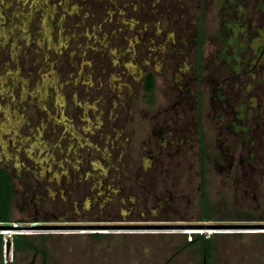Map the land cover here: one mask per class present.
Here are the masks:
<instances>
[{
    "label": "rangeland",
    "instance_id": "374dc122",
    "mask_svg": "<svg viewBox=\"0 0 264 264\" xmlns=\"http://www.w3.org/2000/svg\"><path fill=\"white\" fill-rule=\"evenodd\" d=\"M0 169L33 247L0 230V264H203L212 235L39 225H264V0H0ZM216 234L207 264H264V230Z\"/></svg>",
    "mask_w": 264,
    "mask_h": 264
},
{
    "label": "trees",
    "instance_id": "16d2710c",
    "mask_svg": "<svg viewBox=\"0 0 264 264\" xmlns=\"http://www.w3.org/2000/svg\"><path fill=\"white\" fill-rule=\"evenodd\" d=\"M199 47H201L202 39L199 35ZM154 87V78L151 73L147 75V77L144 80L143 88L146 93L151 92ZM205 194L202 196V207H203V216L202 221L208 222L210 221V216L207 215V208L206 206V200H205ZM13 196V185L11 177L8 173V171L4 169H0V224L9 225L12 222V219L10 217V208H11V199ZM218 234H212L209 238L205 239L202 237V235H196L195 238L189 242L186 243V246L189 245H201V253L202 256L205 257V262L207 264L208 258L210 257L211 251H212V240L213 237L217 236ZM101 236V234H93L91 237L96 238ZM12 239V246L13 249L18 252L19 250H25L29 248H33L29 241H27V237L25 235H17L13 234ZM3 246V240L2 235H0V260L2 257V249ZM11 264V263H8Z\"/></svg>",
    "mask_w": 264,
    "mask_h": 264
},
{
    "label": "water",
    "instance_id": "95a60500",
    "mask_svg": "<svg viewBox=\"0 0 264 264\" xmlns=\"http://www.w3.org/2000/svg\"><path fill=\"white\" fill-rule=\"evenodd\" d=\"M11 228L9 225H0V230H7ZM35 228L42 230H92V233H101L99 230H146V229H182V230H203L204 233L210 231L216 233L228 232H254V230H264V225H241V224H213V225H196V226H35ZM203 264H205V257H203Z\"/></svg>",
    "mask_w": 264,
    "mask_h": 264
},
{
    "label": "built area",
    "instance_id": "2783aa9c",
    "mask_svg": "<svg viewBox=\"0 0 264 264\" xmlns=\"http://www.w3.org/2000/svg\"><path fill=\"white\" fill-rule=\"evenodd\" d=\"M9 226H11V228H8L6 231H4L3 233H1L2 235H6V237L4 238V244L7 248V250L4 253V259L6 261H12L13 258V254H14V249L12 246V233H15L18 229H20L19 227H17L16 225H14L13 223H10ZM16 230V231H15ZM8 264V263H5Z\"/></svg>",
    "mask_w": 264,
    "mask_h": 264
},
{
    "label": "flooded vegetation",
    "instance_id": "af4514ba",
    "mask_svg": "<svg viewBox=\"0 0 264 264\" xmlns=\"http://www.w3.org/2000/svg\"><path fill=\"white\" fill-rule=\"evenodd\" d=\"M105 19H106L108 22H111V19H112V13H111V15L108 14V18H105ZM104 22H105V20H104ZM129 22L133 23L134 25L137 24V22L135 23V21H134V22H133V21H129ZM150 73H151V72H150ZM148 74H149V73H147V74L145 75V77L143 78V83H144V80H145V78L147 77ZM93 234H101V233H93ZM202 237H203V236H202ZM35 256H36V255H34L32 261L35 259Z\"/></svg>",
    "mask_w": 264,
    "mask_h": 264
},
{
    "label": "bare ground",
    "instance_id": "6f19581e",
    "mask_svg": "<svg viewBox=\"0 0 264 264\" xmlns=\"http://www.w3.org/2000/svg\"><path fill=\"white\" fill-rule=\"evenodd\" d=\"M212 233H214V232H212V231L208 232V234H212Z\"/></svg>",
    "mask_w": 264,
    "mask_h": 264
}]
</instances>
